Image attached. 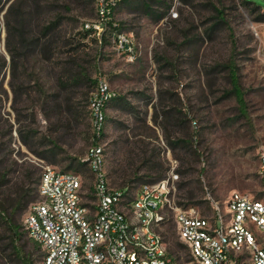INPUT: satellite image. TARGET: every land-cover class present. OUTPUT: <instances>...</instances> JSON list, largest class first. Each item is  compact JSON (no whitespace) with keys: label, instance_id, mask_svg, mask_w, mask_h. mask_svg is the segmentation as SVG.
<instances>
[{"label":"rangeland","instance_id":"obj_1","mask_svg":"<svg viewBox=\"0 0 264 264\" xmlns=\"http://www.w3.org/2000/svg\"><path fill=\"white\" fill-rule=\"evenodd\" d=\"M250 1L260 7L245 0H114L110 15L127 51L96 18L94 0H0V198L15 187L34 188L35 195L18 223L40 199L27 172L34 180L45 166L71 171L91 193L86 154L94 141L114 187L133 192L173 170L178 201L200 213L211 211L207 192L221 203L233 191L262 197L264 0ZM85 22L104 38L83 36ZM48 25L53 33L43 37ZM49 40L50 50L42 51ZM70 56L79 65L69 64ZM100 82L115 98L100 107L106 120L97 138ZM54 93L59 112L47 104ZM164 112L184 123L174 125ZM177 139L186 142L173 148ZM124 164L130 166L121 181L113 170ZM132 170L143 179L130 182ZM18 231L16 252L0 226V264H25L26 251L42 264L40 246Z\"/></svg>","mask_w":264,"mask_h":264},{"label":"built area","instance_id":"obj_2","mask_svg":"<svg viewBox=\"0 0 264 264\" xmlns=\"http://www.w3.org/2000/svg\"><path fill=\"white\" fill-rule=\"evenodd\" d=\"M94 2L105 29L112 22L114 0ZM84 27L94 28L100 39L95 23L85 22ZM113 40L118 50L131 51L121 30ZM98 85L97 137L104 123L100 107L113 96L103 82ZM86 160L94 177L91 193L71 171L45 166L40 174V199L29 206L21 229L40 246L42 264H264V152L258 170L262 197L233 191L221 203L207 192L208 214L178 201V173L173 170L132 192L128 186L110 184L104 150L96 141ZM170 222L185 251L171 247L165 231Z\"/></svg>","mask_w":264,"mask_h":264},{"label":"trees","instance_id":"obj_3","mask_svg":"<svg viewBox=\"0 0 264 264\" xmlns=\"http://www.w3.org/2000/svg\"><path fill=\"white\" fill-rule=\"evenodd\" d=\"M245 1L248 2V3H253V5L256 8L260 7L259 5L255 4L254 2H252L250 0H245ZM108 24H109L110 28L113 29L114 32L120 31L118 25H113V23L111 21H109ZM51 30H52L51 25H48L47 27H45V30L42 32L43 37L47 36L50 33H53V32H51ZM95 32L96 31H95L94 28H92V27L85 28L84 24H83V26H82V33H83L82 35L83 36H86L87 34L96 35ZM54 37L55 36H52V40H54ZM102 38H104V34L103 33L101 34L100 40ZM50 45H51V40L46 41L44 43V46L42 47V51L48 52L50 50ZM70 57H72V58H70V60L67 61L69 64L75 63L76 65H79V64H77L75 62L76 59L73 56H70ZM11 65L12 66L15 65L14 64L13 54L11 56ZM232 75H234V74H232ZM232 81L235 84V79H232ZM235 90H237L236 87H235ZM49 97H50V99L47 100V104H48V107H50L51 112H59L60 111V104H61L59 95H57V93H54V94H50ZM114 98H115V96H110L109 99L107 101H105V104H107L109 101H111ZM105 104H103L102 106H105ZM164 113H166L167 118L168 117L170 119L173 118L172 121H174V125H176V124L177 125H182V123H184V122L181 121L182 119L177 118L176 115H174L175 116L174 117L172 115L169 116L167 114V112H164ZM105 120L106 119H105V116H104V121ZM101 134H102V132H101ZM177 141H183V142L185 141L186 142V140H181V139H177L175 142H170V144L172 145L173 148L175 147L174 146L175 143H176V145L178 144ZM51 163H53V162H51ZM129 166L130 165L126 166V164H124V165L120 166L118 169L113 170L115 173L119 172L118 173L119 174L118 178H121V177L123 178L121 181H126L125 180L126 179L125 176L128 175V167ZM157 168H158V170H160V166L157 165V164L156 165H153V164L149 165V169L150 170H154V169H157ZM111 173H112V171H111ZM131 173L133 174V176H135V178L132 179L130 182L138 181V180H142L143 179L142 175L141 176H137V172L135 173V170H132ZM26 176H27V180H28L27 182H29V183H32L33 181L38 183V180H39V177H40L39 176L37 179L35 178L34 180L31 179L32 178V173L31 172H27ZM107 176H109V174H107ZM157 177H161V175H158ZM33 189L34 188H30V187L29 188H25V189H23V187H15L9 192V194L6 193L5 196L0 198V226L5 227V230H7L10 233V236H11V239H12L13 248H14V251H16V252H19V249H17V245H15V243L19 239L20 234H21L18 231V229L21 228V223L20 224L18 223V218L22 214V212L25 209V207L27 206V204L29 202H31L35 198V195H31ZM191 194H192V191H188V195L191 196ZM165 231H166V235L170 239L171 247L174 250H182V251L186 250V247L181 242L176 240L175 230L173 229V224L168 223L166 225V227H165ZM35 247L37 248L38 244H35ZM21 259L23 260V262L25 264H33L32 259L30 258V252L29 251H26L24 253V255L21 257Z\"/></svg>","mask_w":264,"mask_h":264}]
</instances>
